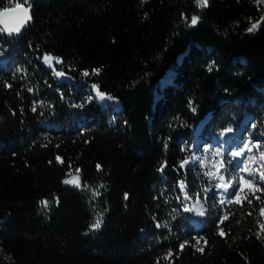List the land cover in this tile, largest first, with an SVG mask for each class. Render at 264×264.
<instances>
[{
    "label": "trees",
    "instance_id": "1",
    "mask_svg": "<svg viewBox=\"0 0 264 264\" xmlns=\"http://www.w3.org/2000/svg\"><path fill=\"white\" fill-rule=\"evenodd\" d=\"M17 4L32 18L20 37L0 31V264H264V22L247 31L264 0H0V11ZM221 162L235 173L225 197ZM77 169L80 187L63 183ZM241 177L253 188L236 203ZM180 183L204 206L201 225Z\"/></svg>",
    "mask_w": 264,
    "mask_h": 264
},
{
    "label": "snow or ice",
    "instance_id": "2",
    "mask_svg": "<svg viewBox=\"0 0 264 264\" xmlns=\"http://www.w3.org/2000/svg\"><path fill=\"white\" fill-rule=\"evenodd\" d=\"M25 2H26V0H25ZM208 3H209V0H196V4H197V6H199V7H207V6H208ZM13 14H14V17H13V18H14V23H13L11 26H9L8 18H9L10 16H13ZM31 18H32V17H31V15H30V6H29L28 8H25V7H23L22 4H17L14 8H11V9H9V8H5L3 11H0V23L4 24V28H0V31H5V30H6L9 34H11V33H19V32L21 31V28H22V27H23L28 21H30ZM198 22H199V17L196 16V15H193V16L191 17V20H190V25H191V26H195ZM261 22H264V18H262V20L259 21V22H254V23H252L251 26L247 29V31H248V32H254V31H256V30L259 28ZM53 59H55V60H57L58 62L62 63V61H61L60 58H58V57H52V56H45V57H44L45 62L48 63L49 65H51V62H52ZM99 71H100V69H95V70H94V72L97 73V74L99 73ZM209 71H211V67H209ZM56 74H57V75H64L63 72H57ZM84 75H88V73L85 72ZM97 93H98L102 98H103L104 95H105L104 93H102V92L99 91L98 86H97ZM108 98H109V99H112L111 97H108ZM33 110H35V109H33ZM227 131L230 132L231 129L229 128ZM249 143H251V142H249ZM243 147H244L245 149H247V148H248V145L245 144ZM256 147L259 148V145H256ZM242 154H243V153H242L241 151H237V152H233V153H231V155L234 156V157H239V156H241ZM260 157H261V159H264V152H262V153L260 154ZM250 159L254 160L255 157H252V158H250ZM57 160L60 161L61 163L63 162L62 159H61L60 157H57ZM188 163H189V162H188L187 160L183 161V163L181 164V167H183L184 165H186V164H188ZM221 166H223V162H221ZM97 168L99 169L100 166L97 165ZM243 170H244L245 172H250V170H249L247 167H245ZM79 172H80V170L77 169V170H76V175H75V176H73L71 173H69L68 175H69L70 179H65V180L63 181V183H65V184H73V185H75L76 187H80V176H79ZM260 179H261V180H264V172H260ZM240 180H241L242 184H243L245 187H248V188H250V189L253 188V184H252V182H251L250 180H248V179H244L243 177H241ZM220 186H221V187H224L225 189H227V187H228V185H225V184H221ZM100 187H103V185H101ZM180 187H181V188H184L185 185H184L183 183H181ZM257 190H258V189H257ZM240 191H243V189L240 188V189H238L237 192L235 193V202H236V203H240V202H241V196L239 195V192H240ZM94 194H95V195H99V192L97 191V192L94 193ZM186 195H187V194H186ZM124 198L127 199V198H128V195L125 194V197H124ZM244 199H246V197H245ZM40 203H41L42 205H44V207H48L49 201H47V200H42V201H40ZM57 203H58V200H57ZM249 203H251V201H249ZM186 210H187V211H190L191 209H186ZM199 214H200V215H203V212L201 211ZM261 215H264V208L261 209ZM224 219H225V220L228 219L227 215H225ZM222 222H223V221H221V223H222ZM101 224H102V218H101V217H97L96 220H95V222L91 225V228H92V229H99V228L101 227ZM261 229L264 230V224L261 225ZM219 235H221V236H225L226 233H225V231H224L223 229H220V231H219ZM204 243L206 244L207 241H204ZM199 244H200V240H197V241H196V250L199 251V252H201V253H203V252H204V248H203V247H199V246H198ZM184 247H185L184 244H181V245H180V249H181V250H183ZM172 255H173V253L171 252V250H169V252H168V254H167V256H166L165 258H170Z\"/></svg>",
    "mask_w": 264,
    "mask_h": 264
},
{
    "label": "rangeland",
    "instance_id": "3",
    "mask_svg": "<svg viewBox=\"0 0 264 264\" xmlns=\"http://www.w3.org/2000/svg\"><path fill=\"white\" fill-rule=\"evenodd\" d=\"M46 64L48 66H50V67H54L55 66L53 60L51 62V65H49L48 63H46ZM172 77H173V73L171 72V73L168 74V76L165 79H163L161 81V85L168 84L170 82V80L172 79ZM101 101L103 103H108L110 100L109 99H102ZM114 106H117V104L114 103ZM206 119H207V117L204 118V119L199 120L198 123L196 124V126L190 131V133L192 135V141H193L194 146L198 145L201 142V136L203 134L202 125L205 123ZM246 121L247 120L245 119L244 123H246ZM260 135H264V133L261 132ZM233 137L234 136L232 134L228 133L226 135L225 139H224L225 143L228 144L230 142V139H232ZM242 156L244 157V159L242 160V162H243L247 158L243 154L241 156H239V157H234V156H232V157L234 158L235 161H237V160H240ZM242 162H241V166H243L242 165ZM245 167H247L250 170V172H251V170L253 168V166H250L249 167L247 165ZM245 167L243 166V168H245ZM235 172L238 174L239 173V170H237ZM244 173H246V172L244 171ZM225 175H231V177H233L235 175V173H233L232 171H230L228 168H225L224 166H222L220 168V170H219V172H218V174L216 176V182H217L218 191L220 192V194L223 197L226 196L227 189H225L224 187H221L220 185L221 184L228 185L227 188H232L233 187L232 181H227L225 179ZM234 181H235L234 184H238V185L240 184V187L239 188H242L243 190H244V188H246L241 183V180L240 179L234 180ZM237 181H239V182H237ZM180 185H181V183H180ZM180 185H179L178 188H180L181 193H182V196H184V200H185V214H186L187 218L190 221H192L194 224L201 225L202 222L205 219V215H204L205 214V208H204V206L199 201H193L190 198H188V196L186 195L187 194V189H186L187 187H186V185L184 184L185 185L184 188H181ZM186 209H191V210L190 211H187ZM201 211L203 212V215H200L199 214Z\"/></svg>",
    "mask_w": 264,
    "mask_h": 264
},
{
    "label": "water",
    "instance_id": "4",
    "mask_svg": "<svg viewBox=\"0 0 264 264\" xmlns=\"http://www.w3.org/2000/svg\"><path fill=\"white\" fill-rule=\"evenodd\" d=\"M23 7H25V6H23ZM25 8H27V7H25ZM30 15H31V13H30ZM14 14H13V16H10L9 18H8V23H9V26H11L13 23H14ZM31 25V20L30 21H28L22 28H21V31L19 32V33H11V34H9L6 30L5 31H2V32H4L7 36H9V37H14V38H17V37H20L21 35H23V33L26 31V29L29 27ZM0 28H4V24H2V23H0Z\"/></svg>",
    "mask_w": 264,
    "mask_h": 264
}]
</instances>
